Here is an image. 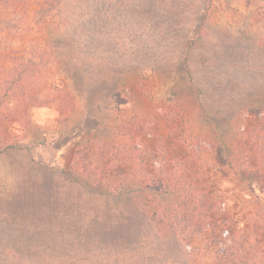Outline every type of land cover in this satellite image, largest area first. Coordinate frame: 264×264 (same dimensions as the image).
Returning <instances> with one entry per match:
<instances>
[{"label": "rangeland", "instance_id": "374dc122", "mask_svg": "<svg viewBox=\"0 0 264 264\" xmlns=\"http://www.w3.org/2000/svg\"><path fill=\"white\" fill-rule=\"evenodd\" d=\"M16 57L48 99L30 129L0 116V264H211L238 232L264 252V171L243 170L264 163V0H0V94ZM116 134L182 162L211 224L158 234L161 185L97 157Z\"/></svg>", "mask_w": 264, "mask_h": 264}, {"label": "trees", "instance_id": "16d2710c", "mask_svg": "<svg viewBox=\"0 0 264 264\" xmlns=\"http://www.w3.org/2000/svg\"><path fill=\"white\" fill-rule=\"evenodd\" d=\"M41 62L43 61L40 59ZM37 66L39 63H34L29 58L16 57L12 66L2 71L6 77L3 79L4 92L0 94V116L4 115L5 111L10 112L15 117V123H20L22 127L28 129L33 126L28 117L29 110L44 107L48 99L42 96L41 90L38 96V91L35 92L36 87H29V81L36 80L38 75L35 70ZM40 66H43V63ZM67 102L62 99L58 104L59 110L73 107L71 102ZM94 144L97 157L100 159L119 160L124 156L131 158L130 182L144 186L156 183L161 185L163 189L159 192L160 196H153L152 200H149L150 196L146 197L147 202H156L155 206H150L149 203L142 204L148 211L153 209L150 213L158 234L170 236L173 240L184 243L211 224L209 204H206L207 193L200 188L198 180L189 176V170L182 165V162H170L165 158L160 160L153 156L151 150L146 152V148H133L134 146H130L123 134H116L112 139L99 138ZM261 146L259 144L257 147ZM76 154L81 159L87 157L83 149L78 150ZM148 157H152L153 164ZM258 163L254 165L247 163L243 170L258 175L264 171V163ZM37 172L41 177L46 175L42 169ZM59 172L65 175L73 173V170L69 168ZM154 175L157 177L152 178ZM261 209L263 210L264 206ZM259 221L262 222L261 226L258 224ZM253 226L264 229V212L255 213ZM191 264L204 263L200 258H192ZM211 264H264V252L260 251L256 242H247L244 232L232 233L229 244L215 252Z\"/></svg>", "mask_w": 264, "mask_h": 264}]
</instances>
